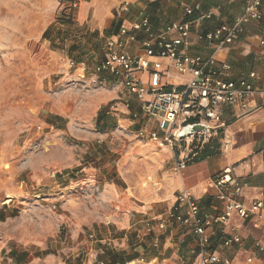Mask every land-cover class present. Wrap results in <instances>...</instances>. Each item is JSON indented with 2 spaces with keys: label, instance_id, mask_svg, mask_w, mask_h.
Returning <instances> with one entry per match:
<instances>
[{
  "label": "rangeland",
  "instance_id": "1",
  "mask_svg": "<svg viewBox=\"0 0 264 264\" xmlns=\"http://www.w3.org/2000/svg\"><path fill=\"white\" fill-rule=\"evenodd\" d=\"M75 1L0 0V264H13L19 247L75 262L72 254L87 253L80 240H91L94 224L77 238L75 225L109 219L127 209L128 197L135 200V188L157 186L148 166L149 148L158 144L138 133L156 121L118 81L90 69L104 32L96 37L74 23ZM60 16L72 21L62 24ZM74 41L80 48L70 47ZM78 59L87 60L84 70L70 66ZM115 101L128 110L112 108ZM188 141L178 150L165 147L178 156Z\"/></svg>",
  "mask_w": 264,
  "mask_h": 264
},
{
  "label": "crops",
  "instance_id": "2",
  "mask_svg": "<svg viewBox=\"0 0 264 264\" xmlns=\"http://www.w3.org/2000/svg\"><path fill=\"white\" fill-rule=\"evenodd\" d=\"M178 1L76 0L74 23L84 25L90 31H97L100 36L112 21L122 19L121 24L129 27L140 20L141 14H145L149 17L151 31L158 33L166 21L182 17ZM187 1L199 2L203 9L213 12L212 18L194 21L188 53L203 58L212 56L215 65L228 62L227 73L230 78L244 77L254 70L260 76L257 81L259 83L264 77V1L261 5V20L247 23L238 39L223 45L209 40L205 35L220 23H231L242 12L245 0ZM195 16L196 13H193L188 18ZM118 29L111 35L104 33L102 54L91 61V65L103 58L106 38L117 35ZM199 34L201 37H198ZM143 36L144 31L139 30L137 39L128 45L131 52L161 63L160 81L164 86L184 83L190 74L176 71L166 56L147 55L140 46ZM78 60L87 63L85 59ZM136 76L147 84L149 77L145 71L138 72ZM107 96L103 104L113 96H118V92L111 91ZM143 98L148 99L149 95ZM137 101L140 105L138 98ZM244 102V107L235 103L224 108L223 116L228 122L224 130L209 133L199 150L202 156L188 162L184 168L175 169L174 164L178 156L187 153L186 150H180L178 156H171L165 146L151 145L149 149L154 153L148 172L157 186L149 190L135 188V200L128 197L127 209L123 212L115 211L109 219L101 217L88 222L81 220L84 225H75L73 236L77 238L84 226L88 227L90 222L94 224L88 231L91 240H80L81 243L86 242L87 253L72 254L73 258H77L75 262H70V258L69 261L54 258L50 253L42 252L41 248L27 251L19 247L11 255L13 264H191L194 260L192 249L196 248L195 235L177 222L160 226V219L173 202L178 189H190L204 211L216 214L223 212L231 196L239 199L244 206H249L264 192V98L252 94ZM114 103L116 107L112 105V108L120 112L128 110L125 107L128 103ZM225 174L246 181L238 195L232 193V186L227 188L226 185L218 184L219 178ZM137 176L142 177L140 174ZM123 180L129 184L133 179L123 177ZM230 229L238 232L241 240L226 245L222 243L224 232L221 224L216 222L212 225L210 241L216 251L222 256H228L231 264H264V206L259 212L247 217L233 213L227 231Z\"/></svg>",
  "mask_w": 264,
  "mask_h": 264
},
{
  "label": "built area",
  "instance_id": "3",
  "mask_svg": "<svg viewBox=\"0 0 264 264\" xmlns=\"http://www.w3.org/2000/svg\"><path fill=\"white\" fill-rule=\"evenodd\" d=\"M263 1L245 0L242 12L231 23H220L205 36L219 45L238 39L247 23L261 20ZM178 5L182 17L166 21L158 33L151 31L149 17L145 14H141L140 20L129 27L121 24L117 35L106 38L103 58L90 68L96 74L111 75L114 82L118 81L129 94L140 100L141 111L155 119L157 127L149 131L140 129V135L171 151L180 149V142L189 139L188 152L176 158L175 169L184 168L198 156L209 133L224 130L228 123L223 116L225 107L235 103L244 107V99L252 94L264 98V77L257 83L260 76L256 71L251 70L244 77L230 78L227 73L228 62L215 65L216 61L212 56L203 58L201 55L188 53L194 21L212 18L213 12L203 9L199 2L179 0ZM193 13L196 16L188 18ZM139 30L144 31L140 46L147 55L166 56L176 71L190 74L184 83L164 86L160 81L161 63L131 52L128 45L137 39ZM70 66L84 70L87 63L84 60H70ZM141 71H145L149 77L147 84L136 76ZM146 94L149 95L148 99L143 98ZM196 125L202 126L179 136L184 127L193 128ZM217 182L227 188L232 186V193L235 195L246 185V181L227 174L222 175ZM263 206L264 192L249 206H244L239 199L231 196L227 199L223 212L216 214L204 211L190 189L183 187L176 191L173 202L160 219V226L177 222L187 232L195 235L196 248L192 249L194 260L191 264H231L230 258L220 255L211 244L212 225L216 222L221 224L224 232L222 243L228 245L240 241L238 232L232 229L227 231L231 215L237 212L241 217H247L259 212Z\"/></svg>",
  "mask_w": 264,
  "mask_h": 264
},
{
  "label": "trees",
  "instance_id": "4",
  "mask_svg": "<svg viewBox=\"0 0 264 264\" xmlns=\"http://www.w3.org/2000/svg\"><path fill=\"white\" fill-rule=\"evenodd\" d=\"M71 21H72L71 16H69V17H66V16H60V22H61L62 24H67V25H68ZM121 23H122V19L117 20L116 22L112 21V23L110 24V26H109L108 28L104 29V33H105L106 35H111L112 33H114V32L119 28V26L121 25ZM63 31H64V32H65V31H68V27H66L65 29H63ZM47 33H48V29H46V30L43 32V36L46 37V36H47ZM91 34H92L93 36H98V32H97V31H92ZM79 46H80V44L75 43V42L71 43V45H70V47H72V48H78ZM79 48H80V47H79ZM82 52H83V49L81 48V50H80L79 53H82ZM100 76H102L103 78H105V79H107V80H109V81H115V79H114L111 75L103 74V73H102ZM103 111H104V110H103V107L100 108V110L98 111L97 116H96V120H97V121H100L101 119H104ZM201 156H202V155L198 154V156H197L194 160L200 158Z\"/></svg>",
  "mask_w": 264,
  "mask_h": 264
},
{
  "label": "water",
  "instance_id": "5",
  "mask_svg": "<svg viewBox=\"0 0 264 264\" xmlns=\"http://www.w3.org/2000/svg\"><path fill=\"white\" fill-rule=\"evenodd\" d=\"M202 125H196L194 126L193 128H190V127H184L183 130L179 133V136L182 137L184 136L185 134L187 133H190V132H193L197 129H199Z\"/></svg>",
  "mask_w": 264,
  "mask_h": 264
}]
</instances>
